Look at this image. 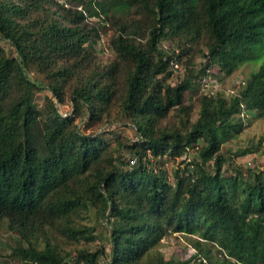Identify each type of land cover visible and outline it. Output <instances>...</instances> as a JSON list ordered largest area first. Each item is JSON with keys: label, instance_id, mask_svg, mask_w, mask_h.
Segmentation results:
<instances>
[{"label": "trees", "instance_id": "1", "mask_svg": "<svg viewBox=\"0 0 264 264\" xmlns=\"http://www.w3.org/2000/svg\"><path fill=\"white\" fill-rule=\"evenodd\" d=\"M70 3L0 0V225L21 243L8 256L17 264H264V170L231 162L259 152L264 138L221 153L244 113L264 114V0ZM132 5L140 21L115 20ZM100 13L115 29L106 65L94 39L106 27L86 21ZM165 40L175 44L169 53ZM198 41L204 63L171 84L186 45ZM249 63L258 67L241 92H205L211 68L225 77ZM197 84L204 92L192 120L184 101ZM41 90L49 97L39 108ZM66 102L69 111H60ZM116 123L134 139L111 143L81 129ZM189 152L171 177L158 168ZM91 210L107 224L108 250L88 249ZM169 234L189 237L194 253L166 260L158 247Z\"/></svg>", "mask_w": 264, "mask_h": 264}, {"label": "rangeland", "instance_id": "2", "mask_svg": "<svg viewBox=\"0 0 264 264\" xmlns=\"http://www.w3.org/2000/svg\"><path fill=\"white\" fill-rule=\"evenodd\" d=\"M55 1L62 4L65 9H73L72 3H70L71 0ZM85 1H90L93 7H97L96 3L100 2L101 0ZM78 10H80V8H78ZM138 10L139 9H137L135 5H132L124 12L116 13L115 20L124 23H129L133 20L140 21L142 17L138 14V12H140ZM111 14L112 12L110 11L108 15ZM86 21L89 25L94 24L97 26V24L102 23L106 27L105 32L98 30L96 35H94L96 43L95 53L101 64L106 65L109 62L113 61L114 58L113 51L109 50L107 42H109L112 35L115 34V29L112 27L107 18L104 17L101 13L99 14V17H86ZM142 41H144V39H142ZM1 44L4 48L8 49L6 43L2 42ZM174 47V42H170L169 40H165L160 44V48L168 53L172 51ZM186 47L189 49V54L185 57H182L181 60L177 63L178 68L172 74V77L170 79L171 84L177 83L184 77L189 76V74L194 75L196 72H198L199 68L204 63L202 53H200V50L204 51L202 41H198L196 44L194 43L193 46L186 45ZM257 67V64H245L225 77H223V73L218 72V69L216 67H213L210 69L211 71L206 78L205 82L207 84L203 88L205 92H222L227 97L229 95L235 94V92H241L243 86L242 82L245 81L250 73L256 70ZM28 76L31 80L37 83L45 84L42 76L36 74L34 71H28ZM203 92L204 91L199 89L198 84L194 86L192 90L187 92L184 104H192L190 105L192 108V120H195L197 118L199 108L197 99ZM46 97H49V93L46 90H41L35 94L34 102L38 105L39 108L43 106ZM68 107V102H66L64 106H58L59 110L62 112L69 111ZM242 116L244 118L242 120L243 129L241 133L224 142L221 146V153L227 158L232 157V154L239 149L252 148L259 142L261 138H264V114L262 116H253L251 114L244 113ZM81 129L86 133H91L94 131L103 132L104 137L107 138V140L111 143L114 142L115 137L119 139H129L130 141L134 139V134L130 130V128H128L127 126H123L120 123H116V125H111L109 127L95 125L88 129H84V127L81 126ZM192 159L193 158L191 152H189L187 156H184L182 158H165L163 159V161H161L158 168L165 170L168 176L171 177V174L174 170L183 169L185 165ZM231 162L233 163L232 166L234 167L241 166L242 168H244V166H246L254 170H264V141L261 144L259 152L240 156L236 159L231 158ZM232 166L225 164L223 170L227 171L228 174H232L234 170ZM170 180L172 182V179ZM84 222L89 224L95 236L93 242L88 245V249L92 251L100 248V246H103L106 250H108V227L105 221L100 219V217L97 216L93 210H91L89 213V218H87V220ZM189 240V237H186L182 234H169L161 240L158 249L166 260H186L194 253L193 248L190 246ZM19 245H21V243L18 241L17 237L14 234L8 232L3 225H0V264H17V262L8 255L10 254L12 248ZM211 257L213 261L221 260V257L216 253L215 250H213Z\"/></svg>", "mask_w": 264, "mask_h": 264}, {"label": "built area", "instance_id": "3", "mask_svg": "<svg viewBox=\"0 0 264 264\" xmlns=\"http://www.w3.org/2000/svg\"><path fill=\"white\" fill-rule=\"evenodd\" d=\"M174 67L176 68V67H177V65H174ZM62 115H63V117H66V116H67V114H66V113H63ZM130 164H131V165H133V164H134V160H131V161H130Z\"/></svg>", "mask_w": 264, "mask_h": 264}]
</instances>
